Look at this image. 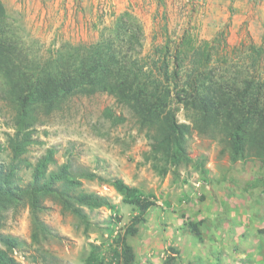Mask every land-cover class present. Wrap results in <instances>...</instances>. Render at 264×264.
Segmentation results:
<instances>
[{"label": "rangeland", "instance_id": "374dc122", "mask_svg": "<svg viewBox=\"0 0 264 264\" xmlns=\"http://www.w3.org/2000/svg\"><path fill=\"white\" fill-rule=\"evenodd\" d=\"M2 1L26 47L38 55L65 41H96L125 10L144 26L145 54L166 40L183 35L211 40L221 30L231 45L249 41L250 35L264 48V0ZM6 86L0 75V164L14 169L17 184L28 186L37 162L52 149L50 169L71 163L84 190L117 206V211L85 207L83 219L65 209L58 196L47 195L39 225L27 200L1 208L0 232L20 240L13 251L19 264H85L93 245L112 260L130 226L138 228L127 236L136 264H164L168 256L176 264H264V160L251 148L235 159L224 129L202 131L194 112L181 108L178 119L192 126L186 136L191 160L169 166L163 175L165 161L152 152L150 129L127 106L108 93L75 94L50 110L39 109L27 151L14 160L7 141L15 110ZM108 107L123 121L108 116ZM87 173L97 177L87 179ZM114 178L139 188L155 204L141 213L105 181Z\"/></svg>", "mask_w": 264, "mask_h": 264}, {"label": "trees", "instance_id": "16d2710c", "mask_svg": "<svg viewBox=\"0 0 264 264\" xmlns=\"http://www.w3.org/2000/svg\"><path fill=\"white\" fill-rule=\"evenodd\" d=\"M144 38L140 19L125 10L103 28L96 41H65L48 55H38L26 47L0 0V75L15 110L14 132L8 133L7 141L12 159H20L27 151L40 108L50 110L64 97L100 92L114 96L150 129L152 152L165 161L160 167L163 175L169 166L191 160L186 136L192 126L178 119L181 108L194 112L195 126L202 131L224 129L235 159L251 148L264 160V48L250 35L249 41L231 45L221 30L211 40L198 41L188 35L173 42L166 40L145 54ZM106 112L117 122L124 119L109 107ZM53 163L51 149L37 162L25 187L14 180L13 168L7 170L0 164V211L19 199L27 200L34 223L39 225L41 200L47 195L58 196L65 209L83 219L85 207L106 206L117 211L108 197L82 188L83 181L72 175L71 163L52 170ZM84 177L94 180L97 175L87 173ZM105 181L143 214L155 204L122 178ZM196 227L193 231L200 235ZM137 231L136 226H130L120 235L112 260L101 255L99 245H93L85 264H136L127 236ZM0 242L4 246L0 264H19L13 251L20 240L0 232ZM164 264H176L174 256H168Z\"/></svg>", "mask_w": 264, "mask_h": 264}]
</instances>
